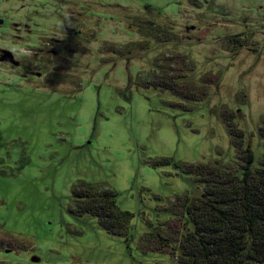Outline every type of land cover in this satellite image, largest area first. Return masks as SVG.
<instances>
[{"label":"rangeland","instance_id":"374dc122","mask_svg":"<svg viewBox=\"0 0 264 264\" xmlns=\"http://www.w3.org/2000/svg\"><path fill=\"white\" fill-rule=\"evenodd\" d=\"M246 148L254 173L264 0H0V264H183V201ZM80 183L125 235L77 212Z\"/></svg>","mask_w":264,"mask_h":264},{"label":"trees","instance_id":"16d2710c","mask_svg":"<svg viewBox=\"0 0 264 264\" xmlns=\"http://www.w3.org/2000/svg\"><path fill=\"white\" fill-rule=\"evenodd\" d=\"M241 175L230 184L211 186L194 202L183 201L193 223L180 241L183 264H264V161L254 173L246 148ZM191 173L195 169L188 165ZM77 212L94 216L107 232L125 235L132 215L117 208L110 189L80 183L73 190Z\"/></svg>","mask_w":264,"mask_h":264}]
</instances>
